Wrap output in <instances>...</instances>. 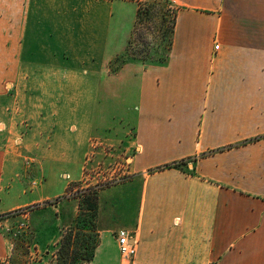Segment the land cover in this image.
I'll list each match as a JSON object with an SVG mask.
<instances>
[{"label": "crops", "instance_id": "crops-1", "mask_svg": "<svg viewBox=\"0 0 264 264\" xmlns=\"http://www.w3.org/2000/svg\"><path fill=\"white\" fill-rule=\"evenodd\" d=\"M169 1L166 62L114 71L137 0H0V215L19 211L30 264L74 225L69 185L97 158L126 179L98 190L83 264H264V0ZM5 231L10 264L24 236Z\"/></svg>", "mask_w": 264, "mask_h": 264}, {"label": "rangeland", "instance_id": "rangeland-1", "mask_svg": "<svg viewBox=\"0 0 264 264\" xmlns=\"http://www.w3.org/2000/svg\"><path fill=\"white\" fill-rule=\"evenodd\" d=\"M136 6L137 9L139 6L142 8V14L139 18L136 17L133 37L128 45L126 54L112 61L110 65V68L114 71L126 61L134 59L147 64H161L159 61H162L167 53V43L176 13V6L169 0H137ZM76 99L78 100V98ZM104 108H111V106L105 107L104 105ZM86 166L81 169V178L83 179L70 183L68 190L71 192L69 197H77L80 202L88 200L90 206L93 204V194L97 193L101 187L109 186L126 179V176L119 177L120 165L116 160L104 161L97 158L95 162ZM18 212L0 215V225L5 228V232L11 237L12 241L21 238L22 235L24 236L22 243L19 242L20 248L22 247V249H19V252L21 251L22 254L19 258L12 255L10 264H30L32 260L28 256L26 249L32 244V237L24 225L15 226L13 217ZM87 216L90 219L91 214ZM64 234H68L67 236L70 237L68 239L70 243H67L65 251L69 250L68 252L70 253V250H73V252L78 254L89 253L91 251L93 244L91 232L80 233L77 229H73V235L70 236L69 229H67L64 231ZM62 238L63 234L56 247L49 251V258L46 264L61 263L60 254H63L60 250V243ZM84 241L87 242V245L84 244ZM34 260L36 259L33 258ZM68 263L70 264V262ZM0 264L5 263L0 262Z\"/></svg>", "mask_w": 264, "mask_h": 264}, {"label": "trees", "instance_id": "trees-1", "mask_svg": "<svg viewBox=\"0 0 264 264\" xmlns=\"http://www.w3.org/2000/svg\"><path fill=\"white\" fill-rule=\"evenodd\" d=\"M142 14V8L139 6L137 9V14L136 17L139 18ZM176 15V13H175ZM175 15H174V20L170 29V36L168 39V43H167V53L164 56L162 61H159L161 64L165 63L169 54V50L172 44V36H173V27H174V22H175ZM173 167L175 168H180V164H175ZM93 204L90 206L88 202V200H84L81 201L79 204V213L78 216L75 220V223L72 227L69 228V232H70V236L73 235V229H77V231H79L80 233L82 232H91L93 235V244H92V248L91 251L89 253L84 252V254H78L76 252H73V250H70V253L68 251H65V247L67 245V243H70V237L67 236L68 234H63V238L62 241L60 243V250L62 251L61 253L63 255L60 254V264H69L68 262H70V264H83L86 262H89L93 259L94 256V249L97 245V237L95 234V227H96V218H97V193L93 194ZM91 214L90 219H88L87 215ZM84 244L87 245V242L84 241ZM85 250H87L85 248Z\"/></svg>", "mask_w": 264, "mask_h": 264}, {"label": "built area", "instance_id": "built-area-1", "mask_svg": "<svg viewBox=\"0 0 264 264\" xmlns=\"http://www.w3.org/2000/svg\"><path fill=\"white\" fill-rule=\"evenodd\" d=\"M116 241L122 259L131 262L136 255V245L132 234L127 230H119L116 234Z\"/></svg>", "mask_w": 264, "mask_h": 264}]
</instances>
